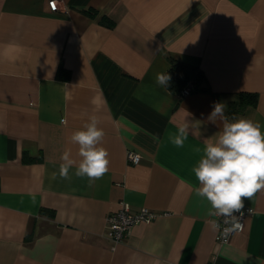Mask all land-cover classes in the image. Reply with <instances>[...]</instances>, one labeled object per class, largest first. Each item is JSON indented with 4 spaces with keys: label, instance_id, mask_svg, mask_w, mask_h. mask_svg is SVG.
<instances>
[{
    "label": "crops",
    "instance_id": "crops-1",
    "mask_svg": "<svg viewBox=\"0 0 264 264\" xmlns=\"http://www.w3.org/2000/svg\"><path fill=\"white\" fill-rule=\"evenodd\" d=\"M47 2L0 0V264H264V190L242 198L254 211L220 243L193 172L223 129L209 120L215 102L264 133V0ZM170 60L199 68L207 89L160 86ZM240 92L255 103L241 105ZM90 116L110 162L92 182L75 175L69 139ZM186 122L176 147L169 136ZM65 151L77 161L69 179ZM121 201L157 214L113 246L105 217Z\"/></svg>",
    "mask_w": 264,
    "mask_h": 264
},
{
    "label": "clouds",
    "instance_id": "clouds-1",
    "mask_svg": "<svg viewBox=\"0 0 264 264\" xmlns=\"http://www.w3.org/2000/svg\"><path fill=\"white\" fill-rule=\"evenodd\" d=\"M171 80L167 73L157 74V83L167 87ZM225 104L215 102L209 120L220 118L223 129L218 132L214 142H207L204 156L193 168V172L200 187L196 194L205 197L211 208L208 217H222L225 225L221 232V223L208 220L207 223L213 232H221L224 238L242 228L241 218L235 213H243L242 198L251 199L257 192L264 190V133L261 132L259 122L250 119H235L230 122L224 115ZM189 123L178 128V131L169 136L176 147H183L188 138ZM105 136L104 130L99 127L96 116H90L83 128L76 130L70 136V142L79 146L78 155L81 157L75 171L77 177H87L90 182L100 179L109 170L108 151L98 146ZM197 151H200L197 149ZM59 176L69 179V171L77 165L71 157L70 151L61 156ZM56 174H53L55 179Z\"/></svg>",
    "mask_w": 264,
    "mask_h": 264
},
{
    "label": "built area",
    "instance_id": "built-area-1",
    "mask_svg": "<svg viewBox=\"0 0 264 264\" xmlns=\"http://www.w3.org/2000/svg\"><path fill=\"white\" fill-rule=\"evenodd\" d=\"M50 9H56L57 2L56 0H48L47 2ZM191 92V82L188 81L186 84L181 88L179 91V96H184ZM126 158L132 162H138L140 159V155L136 152H133L131 150H128L126 153ZM254 209L251 206H244V208L241 210L243 213V216L241 217V213H235L238 217L241 218L242 228L231 235H229L227 238H224L221 235L223 227L222 223V217H213V220H216L221 223V232L215 233V239L216 241L220 243L228 242L231 236L237 232H240L244 227L245 219L250 216L253 213ZM157 212L146 207L141 206L136 210H131L128 203L125 201L120 202V206L118 209L109 212L105 217V235L107 238H109L113 246L122 241L123 238L130 232L131 227L142 221H148L156 216Z\"/></svg>",
    "mask_w": 264,
    "mask_h": 264
},
{
    "label": "trees",
    "instance_id": "trees-1",
    "mask_svg": "<svg viewBox=\"0 0 264 264\" xmlns=\"http://www.w3.org/2000/svg\"><path fill=\"white\" fill-rule=\"evenodd\" d=\"M89 15H94L95 10L88 8L85 10ZM105 17V16H104ZM103 17V18H104ZM107 24L110 26L113 24L112 20H108ZM164 73L170 75L171 80L169 81V85L167 88L179 95V91L186 84V82H191V91L196 89H207V86L201 84L200 81L203 78L202 72L197 67L190 66L186 63L170 60V64ZM57 76L67 77L68 70L64 68L62 65H59L57 68ZM239 103L241 105L254 104L256 100V95L249 92H240L239 93ZM24 160H33L34 157H30L27 154L23 155Z\"/></svg>",
    "mask_w": 264,
    "mask_h": 264
}]
</instances>
